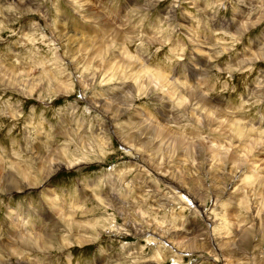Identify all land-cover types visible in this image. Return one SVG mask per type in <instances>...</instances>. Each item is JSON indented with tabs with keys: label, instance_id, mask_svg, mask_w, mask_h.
Instances as JSON below:
<instances>
[{
	"label": "rangeland",
	"instance_id": "obj_1",
	"mask_svg": "<svg viewBox=\"0 0 264 264\" xmlns=\"http://www.w3.org/2000/svg\"><path fill=\"white\" fill-rule=\"evenodd\" d=\"M0 264H264V0H0Z\"/></svg>",
	"mask_w": 264,
	"mask_h": 264
},
{
	"label": "bare ground",
	"instance_id": "obj_2",
	"mask_svg": "<svg viewBox=\"0 0 264 264\" xmlns=\"http://www.w3.org/2000/svg\"><path fill=\"white\" fill-rule=\"evenodd\" d=\"M148 9V8H147ZM96 17V16H95ZM66 35V34H65ZM73 37V36H72ZM68 38V37H67ZM77 38H70V40H72L73 42L76 40ZM69 40V41H70ZM80 41H81V39H80ZM82 42V41H81ZM88 47V46H87ZM85 49V48H84ZM67 50V49H66ZM77 52V51H76ZM96 52V51H95ZM95 52H93L94 54H95ZM102 52V51H101ZM124 52V51H123ZM80 53V52H79ZM78 54V53H77ZM73 58V57H72ZM83 58V57H82ZM101 58V57H100ZM107 58V57H106ZM105 58V59H106ZM78 59V58H77ZM101 62V61H100ZM72 63V62H71ZM113 65V64H112ZM126 67V66H125ZM108 69H110V70H112V72H113V68H111L110 66H109V68ZM116 70V69H115ZM117 70H119V69H117ZM123 70V69H122ZM127 70V69H126ZM145 70V69H144ZM108 71V70H107ZM126 72V71H125ZM29 73V72H28ZM134 73V72H133ZM14 74V73H13ZM12 75V74H11ZM14 76L15 75H12V78H14ZM24 76V75H23ZM130 76V75H129ZM161 76V75H160ZM98 77V76H97ZM158 77V76H157ZM140 79V78H139ZM160 79H163V78H160ZM13 80V79H12ZM27 81V80H26ZM139 82L141 81V80H138ZM14 83V82H13ZM12 84V83H11ZM164 84V83H163ZM141 89V88H140ZM188 96V95H187ZM183 99V98H182ZM116 103V102H115ZM120 115V114H119ZM218 116V115H217ZM220 116V115H219ZM209 118V117H208ZM226 122V121H225ZM211 124V123H210ZM230 124V123H229ZM228 124V125H229ZM240 124V123H239ZM154 126V125H153ZM153 126H151V127H149V128H151L150 130H149V128L147 129V130H149V132L148 133H155V134H158V137H160L161 135H165L166 137H169V140H172V142H174L176 145H181V144H183V143H188V140H187V142H186V140L184 139V138H182V137H180V136H177V135H173V134H171L168 130H166V129H163L162 128V126H158V125H155L154 127ZM147 127V126H146ZM239 127V126H238ZM234 128H235V126H234ZM224 130V129H223ZM246 131V130H245ZM235 132V131H234ZM236 132H237V130H236ZM155 134H153V135H155ZM234 134V133H233ZM238 136V135H237ZM156 137V136H155ZM233 137V136H232ZM236 137V136H235ZM234 139V138H233ZM243 140V139H242ZM247 140V139H246ZM239 141V140H238ZM190 142H195L196 144H198V145H194L193 147H192V149L194 150H196V149H200L199 148V146H201L202 144V141L201 140H196V141H190ZM171 143V142H170ZM240 143V142H239ZM258 144V143H257ZM184 145V144H183ZM204 145V144H203ZM187 147V146H186ZM144 148V147H143ZM146 148V147H145ZM185 148V147H184ZM232 148V147H231ZM243 148V147H242ZM188 150V149H187ZM202 152V151H201ZM200 152V153H201ZM233 153V152H232ZM246 153H247V151H246ZM211 154H213V155H217V158L218 157H223L226 153L225 152H221V151H219V150H217V149H212V151H211ZM251 154V153H250ZM212 155V156H213ZM216 157V156H215ZM230 160V159H229ZM234 161V160H233ZM237 161H239V162H241L242 160L241 159H237ZM232 162V161H231ZM243 164V163H242ZM37 166V165H36ZM57 166V165H56ZM52 167V166H51ZM60 167V166H59ZM59 167H56V168H59ZM222 168V167H221ZM259 170V169H258ZM251 171V170H250ZM28 172V171H27ZM49 173V172H48ZM52 173V172H51ZM173 173V172H172ZM175 173V172H174ZM256 173V172H255ZM52 174H54V173H52ZM171 174V173H170ZM1 175H2V173H1ZM177 175V174H176ZM256 175V174H255ZM16 176V175H15ZM45 176V175H44ZM50 176V175H49ZM181 177V176H180ZM24 178V177H23ZM176 178H178V177H176ZM45 179V178H44ZM5 180L7 181V184H8V186H7V188H9V189H13V190H15V189H18V186H17V184H15L11 179L10 180H8L6 177H5ZM27 180V179H26ZM36 181H34V183H35ZM170 182V181H169ZM29 187V186H28ZM195 193V192H194ZM140 201V200H139ZM186 201H187V199H186ZM105 203V202H104ZM130 206V205H129ZM62 220V219H61ZM60 220V221H61ZM63 221V220H62ZM149 223V222H148ZM73 224V223H72ZM22 225V224H21ZM160 230V229H159ZM167 231V230H166ZM23 232V231H22ZM242 232V233H241ZM240 232V234L242 235V234H244L243 232H246V234H247V231H246V229L244 230V231H241ZM175 234V233H174ZM239 234V235H240ZM240 235V236H241ZM245 235V234H244ZM243 236V235H242ZM244 237V236H243ZM242 237V238H243ZM239 238V237H238ZM247 238V237H246ZM246 238H245V240H246ZM34 239V238H33ZM186 239V238H185ZM182 240V239H181ZM244 240V238L242 239V241ZM28 242V243H30L28 240H26L25 239V242ZM34 241V240H33ZM234 241V240H233ZM247 241V240H246ZM37 242V241H36ZM188 243H192V241H187ZM193 242H195V241H193ZM231 242V241H230ZM179 243H181L180 241H179ZM178 243V244H179ZM182 243H185L184 241L182 242ZM37 244V243H36ZM62 244V243H61ZM247 244V243H246ZM46 245V244H45ZM182 245H186V244H182ZM198 245V244H197ZM200 245V244H199ZM225 245V244H224ZM227 245V244H226ZM233 245L234 246H236V244H233V243H231V245L230 246H228V247H233ZM188 246V245H187ZM182 247V248H185V249H187V250H189L190 248H188V247ZM193 247H194V245H193ZM179 248H180V246H179ZM200 248V247H199ZM234 248V247H233ZM196 249H198V248H196ZM234 250H236V249H234ZM230 251V250H229ZM19 256V255H18ZM237 261V260H236ZM241 263V262H240Z\"/></svg>",
	"mask_w": 264,
	"mask_h": 264
}]
</instances>
